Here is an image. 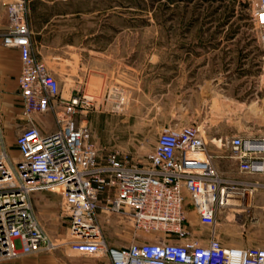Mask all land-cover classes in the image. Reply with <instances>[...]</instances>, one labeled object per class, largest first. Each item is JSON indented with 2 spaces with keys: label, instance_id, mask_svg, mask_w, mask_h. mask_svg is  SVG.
I'll use <instances>...</instances> for the list:
<instances>
[{
  "label": "rangeland",
  "instance_id": "rangeland-1",
  "mask_svg": "<svg viewBox=\"0 0 264 264\" xmlns=\"http://www.w3.org/2000/svg\"><path fill=\"white\" fill-rule=\"evenodd\" d=\"M37 2L39 7L45 4ZM57 4L70 16L56 19L45 37L48 48L37 45L36 54L59 82L64 98L78 93L94 99V108L78 122L91 130L102 156L119 152L144 165L165 125L200 127L209 148L214 139L223 140L216 142L221 145L235 136L264 138V50L254 25L255 0H63ZM67 51L77 54L70 60L75 82L62 70L61 55ZM47 119L48 128L38 127L42 133L56 129L54 115L40 116L41 121ZM13 122L7 126L0 116L5 148L19 158L15 141L27 123L23 114ZM51 190L54 193L34 194L56 201L48 205L42 198L39 208L33 197L36 214L53 242L70 240V219L61 214L63 190ZM252 205L259 206L255 200ZM233 211L218 219L222 243L264 247V212ZM98 225L103 238L114 246L155 242L163 236L141 234L136 239L130 222L115 217H99ZM63 249L31 257L60 264L94 262L86 256L69 257Z\"/></svg>",
  "mask_w": 264,
  "mask_h": 264
},
{
  "label": "built area",
  "instance_id": "built-area-1",
  "mask_svg": "<svg viewBox=\"0 0 264 264\" xmlns=\"http://www.w3.org/2000/svg\"><path fill=\"white\" fill-rule=\"evenodd\" d=\"M31 0H9L4 45L20 51V95L27 127L16 137L20 159L10 157L0 123V262L68 248L75 256L105 258L104 264H264V247L225 246L218 235L223 210L253 209L252 198L264 194V138L228 140L232 158L245 175L222 176L200 127L165 125L144 165L119 152L102 156L88 126L78 122L94 108L84 94L64 98L59 82L34 52L28 24ZM254 25L264 50V0H255ZM264 71V54L262 56ZM53 114L56 129L42 134L34 116ZM63 190L61 214L70 219L72 239L53 242L35 213L34 194ZM186 193L209 236L193 237ZM100 214L128 220L136 239L126 248L110 246L100 233Z\"/></svg>",
  "mask_w": 264,
  "mask_h": 264
},
{
  "label": "crops",
  "instance_id": "crops-1",
  "mask_svg": "<svg viewBox=\"0 0 264 264\" xmlns=\"http://www.w3.org/2000/svg\"><path fill=\"white\" fill-rule=\"evenodd\" d=\"M37 1H42L45 4L42 7H39V4H38L39 2ZM59 1H63V0H31L30 1L29 12H28V24L32 32V41H33V47H34L35 54L37 52V45H39L41 49L48 48V44L45 41V37L46 35L49 34V32L52 29H54L55 27L54 23L57 21L56 19L57 18L65 19L70 16L67 10L63 11V10L58 9L59 8L58 5L60 4H57V2ZM8 3H9V0H0V95H1L0 116L4 120L5 125L11 126L14 118L22 117L23 101H22V97L20 95V89H19V78L21 74L20 51L16 48H9L5 46L3 42V36L6 33L7 28H8V12H7ZM68 48L70 47L68 46ZM75 55L77 56V54L70 53L69 51L66 52V56H65V53L63 52L61 55L62 70L66 69V74L68 75V77H70V80H72L73 82H75L74 77H76V73L73 71L74 70L73 64L70 65L71 63L70 60H73L74 59L73 57ZM65 63H66V67H65ZM71 77H73V79H71ZM75 86L79 87V85L78 86L76 84L73 85V87ZM72 90L76 91L75 88H72ZM77 94L78 93H76V95ZM34 124L37 128L38 127L41 129L48 128L50 124V120L47 119L46 121H41L40 115H36L34 116ZM48 133H51V131L49 132L48 130L42 134H48ZM3 136H4V131H3ZM222 141L223 140L217 141V139H214L212 141L213 148L210 147V150L215 156L214 165L222 176L226 178H230V179L250 180V181L262 179V176L260 175L243 174L240 171V162L236 160L235 158H232V153H231L228 140L224 144L216 145V142L223 143ZM10 151L12 150L9 148L8 153L10 156H12L10 154ZM17 153L19 155V158L14 157V156H12V158L19 160L20 153L18 150H17ZM34 197H35V203H36L35 205L36 207H39V208L41 206L40 202L42 198L47 200L46 202L48 205H55L56 203V201H52L54 200V198L47 197V195L44 196L43 194H37ZM186 200H187L186 208L188 211L190 228L193 232V237L198 238L202 234H204L206 237L209 236L211 229L208 227H204L199 223L198 216L196 215L191 205L190 196L187 193H186ZM254 200L256 201L257 205L259 206L264 205V194L259 193L255 197ZM100 217H104V215L100 214ZM113 217L117 218L118 221L120 220L124 221L123 219L119 217H116V216H113ZM110 246L117 247V248L128 247V246H114V245H110ZM63 252L69 257H76L75 255L70 254L68 248H64ZM36 254L27 255V256H24L22 258L15 259V260H8V261L0 262V264H60L58 262H54L49 259H44V258L35 259L31 257L32 255H36ZM89 258L94 260V262L91 264H104L106 262L105 258H99V257H89Z\"/></svg>",
  "mask_w": 264,
  "mask_h": 264
},
{
  "label": "bare ground",
  "instance_id": "bare-ground-1",
  "mask_svg": "<svg viewBox=\"0 0 264 264\" xmlns=\"http://www.w3.org/2000/svg\"><path fill=\"white\" fill-rule=\"evenodd\" d=\"M117 108H119V105H117ZM259 194V193H258ZM258 194H256L253 198H252V200L250 201V205H252V202H253V200L255 199V197L258 195ZM238 211V210H237ZM235 211H230V210H223L221 213H220V217H219V219L220 218H222L223 216H228V215H232L233 213H234Z\"/></svg>",
  "mask_w": 264,
  "mask_h": 264
}]
</instances>
